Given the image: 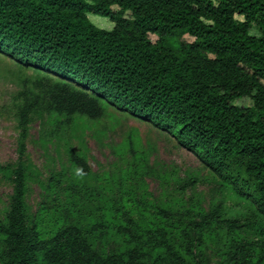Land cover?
<instances>
[{"label":"trees","instance_id":"1","mask_svg":"<svg viewBox=\"0 0 264 264\" xmlns=\"http://www.w3.org/2000/svg\"><path fill=\"white\" fill-rule=\"evenodd\" d=\"M88 14L113 28H96ZM0 53L43 76L38 95L17 107L16 162L0 166L12 186L0 264H211L208 251L215 264H264V0H0ZM109 107L168 133L248 213L184 200L193 179L153 200L129 143L127 171L96 187L85 159L67 150L72 175L47 190L69 203L45 228L47 207L32 216L26 204L31 123L98 120ZM110 233L119 247L98 250Z\"/></svg>","mask_w":264,"mask_h":264},{"label":"rangeland","instance_id":"2","mask_svg":"<svg viewBox=\"0 0 264 264\" xmlns=\"http://www.w3.org/2000/svg\"><path fill=\"white\" fill-rule=\"evenodd\" d=\"M113 10L117 11L116 8ZM87 18L100 30L110 31L113 28V24L107 19L91 14ZM149 38L152 43L157 40L153 35ZM186 40L192 41L189 38ZM41 78L43 76L33 69L25 68L5 53H0V166L16 162L17 107L22 104L25 96L34 99L38 95L34 82ZM129 143L136 155L145 160L147 170L140 185L144 184L153 200H164L173 195L179 185L184 186L189 179H193L194 185L185 186L184 200L193 199L194 203L200 204L205 210L210 206L223 204L231 217L237 214L245 216L248 213L244 203L237 200L230 191L223 189L218 178L192 153L182 149L168 133L109 107L104 109L103 117L98 120L77 118L73 124H67L65 119H61L56 124L43 115L31 123L26 152V160L33 172L26 196L30 214L38 216L41 206L47 207L49 215L44 218V227L49 228L50 215L55 208L69 203L63 202V192L60 193L59 202H52L54 197L47 190L51 178L63 182L71 177L68 149L85 159L92 173L87 184L96 187L101 184L100 179H112L127 171L134 159ZM11 194L10 182L0 174V219L7 210ZM76 203L85 207V216L94 212L96 217H100L101 214L95 212L97 207L91 202ZM150 203L162 205L168 202ZM241 235L247 240L255 239L254 232L250 230L242 231ZM112 236L110 233L108 239L100 242L98 250L111 252L117 249L118 242ZM207 257L211 264L217 261L212 251L207 252Z\"/></svg>","mask_w":264,"mask_h":264}]
</instances>
